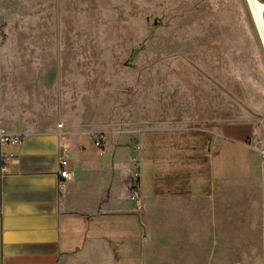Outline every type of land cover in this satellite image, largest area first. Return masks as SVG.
<instances>
[{
	"label": "rangeland",
	"instance_id": "rangeland-1",
	"mask_svg": "<svg viewBox=\"0 0 264 264\" xmlns=\"http://www.w3.org/2000/svg\"><path fill=\"white\" fill-rule=\"evenodd\" d=\"M59 127L133 157L138 144L134 173L157 194L196 177L192 163L205 172L207 133L249 129L211 153L208 226L164 261L264 264V47L247 0H0V135ZM153 130L164 146L151 166L138 136ZM167 225L158 236H183Z\"/></svg>",
	"mask_w": 264,
	"mask_h": 264
},
{
	"label": "crops",
	"instance_id": "crops-1",
	"mask_svg": "<svg viewBox=\"0 0 264 264\" xmlns=\"http://www.w3.org/2000/svg\"><path fill=\"white\" fill-rule=\"evenodd\" d=\"M61 129L29 134L19 142L3 143L0 136V264H170L165 257L174 255L177 247L184 252L193 242L194 230L208 226L202 212L214 182L211 153L232 143L242 145L251 135L240 127L221 128L210 139L207 133L205 172L200 162L192 163L190 172L195 165L196 177L187 173L178 180L163 179L161 184L169 189L157 194L143 188L129 148L105 138L101 154L91 135ZM161 133L153 130L138 136L144 145L141 160L144 157L151 166L163 155V142L155 137ZM62 155L73 180L60 186ZM170 157L161 163L170 166ZM153 181L150 173L147 183ZM177 186L188 190L171 188ZM194 212L200 217L193 218ZM169 223L183 236H158L157 229Z\"/></svg>",
	"mask_w": 264,
	"mask_h": 264
},
{
	"label": "built area",
	"instance_id": "built-area-1",
	"mask_svg": "<svg viewBox=\"0 0 264 264\" xmlns=\"http://www.w3.org/2000/svg\"><path fill=\"white\" fill-rule=\"evenodd\" d=\"M61 128V127H59ZM1 136V142L3 143H9V142H19L20 137L16 136H8V135H0ZM92 144L94 148L99 152V153H104L106 150V141L105 137L101 133H93L90 136ZM135 149V155L133 157V165L135 167H138L139 164V151L140 148L138 144H135L134 146ZM4 159H7L6 156H3ZM58 178H59V185H64L66 183H69L73 180V173L68 169V160L67 158L62 155L59 158V171H58ZM136 197V193L134 194V198ZM133 198V199H134Z\"/></svg>",
	"mask_w": 264,
	"mask_h": 264
},
{
	"label": "bare ground",
	"instance_id": "bare-ground-1",
	"mask_svg": "<svg viewBox=\"0 0 264 264\" xmlns=\"http://www.w3.org/2000/svg\"><path fill=\"white\" fill-rule=\"evenodd\" d=\"M247 2L251 10L254 24L258 30L259 36L264 47V4L260 3L258 0H247Z\"/></svg>",
	"mask_w": 264,
	"mask_h": 264
},
{
	"label": "water",
	"instance_id": "water-1",
	"mask_svg": "<svg viewBox=\"0 0 264 264\" xmlns=\"http://www.w3.org/2000/svg\"><path fill=\"white\" fill-rule=\"evenodd\" d=\"M264 10V9H263Z\"/></svg>",
	"mask_w": 264,
	"mask_h": 264
}]
</instances>
